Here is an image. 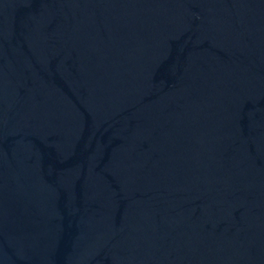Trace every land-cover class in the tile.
<instances>
[{
	"label": "water",
	"instance_id": "obj_1",
	"mask_svg": "<svg viewBox=\"0 0 264 264\" xmlns=\"http://www.w3.org/2000/svg\"><path fill=\"white\" fill-rule=\"evenodd\" d=\"M0 264H264V0H0Z\"/></svg>",
	"mask_w": 264,
	"mask_h": 264
}]
</instances>
